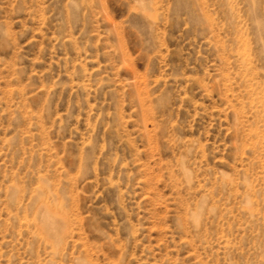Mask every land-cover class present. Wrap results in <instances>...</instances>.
<instances>
[{"label": "rangeland", "instance_id": "374dc122", "mask_svg": "<svg viewBox=\"0 0 264 264\" xmlns=\"http://www.w3.org/2000/svg\"><path fill=\"white\" fill-rule=\"evenodd\" d=\"M0 264H264V0H0Z\"/></svg>", "mask_w": 264, "mask_h": 264}, {"label": "bare ground", "instance_id": "6f19581e", "mask_svg": "<svg viewBox=\"0 0 264 264\" xmlns=\"http://www.w3.org/2000/svg\"><path fill=\"white\" fill-rule=\"evenodd\" d=\"M50 215H51V214H50ZM50 215H49L48 217L51 218L52 216H50ZM53 218H54V217H53ZM47 219H48V218H47ZM49 220H51V219H49ZM50 223H51V222H50ZM55 224H56V223H55ZM49 226L51 227V229L54 228V226L52 227V224H49ZM47 227H48V226H47ZM48 229H49V227H48Z\"/></svg>", "mask_w": 264, "mask_h": 264}]
</instances>
